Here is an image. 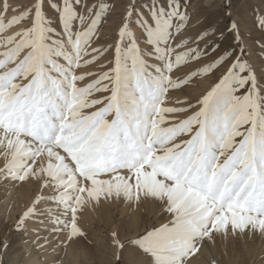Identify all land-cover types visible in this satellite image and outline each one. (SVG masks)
Masks as SVG:
<instances>
[{
    "label": "snow or ice",
    "instance_id": "snow-or-ice-1",
    "mask_svg": "<svg viewBox=\"0 0 264 264\" xmlns=\"http://www.w3.org/2000/svg\"><path fill=\"white\" fill-rule=\"evenodd\" d=\"M188 4L130 0L113 67L83 86L78 82L92 73L77 69L96 59L84 57L105 4L85 11L83 0H34L7 21L0 12V33L30 22L0 40V179L33 182L40 190L16 231L27 219L44 217L53 231L67 230L68 240L81 237L78 208L103 199L133 206L153 200L169 216L123 242L112 233L117 259L127 250L135 264H189L217 235H264V70L258 75L249 63L242 26L231 20L226 31L235 56L225 51L173 78L174 70L219 47L207 29L174 43L191 18ZM254 26L264 31V16ZM226 59L229 66L197 110L179 118L196 105L164 106L170 90ZM100 92L108 95L93 98Z\"/></svg>",
    "mask_w": 264,
    "mask_h": 264
},
{
    "label": "rangeland",
    "instance_id": "rangeland-1",
    "mask_svg": "<svg viewBox=\"0 0 264 264\" xmlns=\"http://www.w3.org/2000/svg\"><path fill=\"white\" fill-rule=\"evenodd\" d=\"M2 1L7 0H0L1 9L5 4ZM10 1L11 6H8L11 7L12 12V8L14 12L17 10V15L22 10L24 12L30 9L34 3L33 0ZM129 2L130 0H83L85 11L87 7H93L95 10L100 3L105 4L107 10L103 14L102 22L98 25L97 33L91 40L92 47L89 49L96 48L99 51L92 52L91 50L84 58L91 59L95 56L96 59L91 64L77 69V74L92 73L90 76H85L84 81L86 82H78L80 86L96 79L113 67L117 30ZM188 12L191 18L185 29L175 36L174 43H180L183 39L191 41L198 33L207 29L210 33L209 42L215 39L219 47L216 52L209 51V54L201 58L198 63L190 62L186 66H181L179 70H174L171 74L173 78H183L188 72L212 61L225 51H230L234 57L238 49L232 44V35L226 31L231 20H236L242 26V43L249 46L246 47L249 63L257 70L258 75L261 70H264V31L254 26L257 17L264 16V0H189ZM229 12H231L230 16ZM22 22L26 25L24 27L30 26L28 19ZM220 32H224L225 36L217 39ZM230 45L231 48H229ZM141 46L144 47L143 44ZM181 50L183 48L177 49V51ZM149 62L154 63L155 61L150 60ZM230 62L231 59H226L212 73L193 78L182 86L181 90H170L164 106L186 107L189 102L196 105V102L211 89ZM106 95L108 93L100 92L93 98L98 99ZM177 101L183 103L177 104ZM198 107L196 105L190 112L176 115L184 118ZM2 164L3 161L0 160V166ZM31 183H16L8 179H0V264H21L27 254L25 246L33 242L29 231L35 218L27 219L22 231H16L14 227L19 217L31 205L32 201L31 203L28 201L31 200L33 194L35 196L40 194V192L35 193L39 185ZM20 189L23 190L20 191ZM77 218L78 226L84 235L70 241L67 237V230L53 231L54 225L51 224L50 230L53 231H51L53 237L51 236L50 240L57 243V245L53 244L57 250L46 251L48 253L45 252V254L37 251L38 254L35 255L38 260L37 264H135V258L130 257L127 250L123 252L119 260L117 259L118 249L113 243L112 233H117L118 238L123 242L126 237H135L154 225L159 226L166 222L169 216L162 211L161 204L153 200H143L133 206L123 200L101 199L99 203L85 202L78 208ZM66 240L67 243H65ZM5 242H7V247H5ZM58 249H60L59 252ZM195 256H198L199 264H213V262L215 264H264V235L254 232L251 235L245 233L243 236L237 234L235 238L229 235L227 239L217 235L214 244L205 241Z\"/></svg>",
    "mask_w": 264,
    "mask_h": 264
},
{
    "label": "bare ground",
    "instance_id": "bare-ground-1",
    "mask_svg": "<svg viewBox=\"0 0 264 264\" xmlns=\"http://www.w3.org/2000/svg\"><path fill=\"white\" fill-rule=\"evenodd\" d=\"M8 1V3H7V8L9 7V6H11L10 5V3H11V1L10 0H7ZM6 1V2H7ZM34 1V0H33ZM2 2H4V1H2ZM6 2H4V3H6ZM4 3H2V4H4ZM14 3V2H13ZM17 3V2H16ZM9 5V6H8ZM13 6H15L14 4H12ZM25 5H27V4H25ZM24 5V6H25ZM12 6V7H13ZM26 7V6H25ZM23 9V8H22ZM12 10H13V12L11 11V7H9V10L7 9L6 11H4V6H3V8L1 9L0 8V12H3V19L5 20V21H7L8 19H10L11 17H13V16H18L17 14H16V8H15V12H14V8H12ZM23 11V10H22ZM21 11V12H22ZM20 12V13H21ZM29 21V20H28ZM26 22V21H25ZM24 23L21 21L20 23H17V24H14V25H12L11 27H9V28H6L2 33H0V39H3L4 37H7V36H12V35H14L17 31H19V30H21V29H23V28H26V27H24ZM26 26V25H25ZM93 45V44H92ZM92 47V46H91ZM246 47H249L248 45L246 46ZM90 49V48H89ZM88 49V52L89 51H91V50H89ZM249 49V48H248ZM3 50V46L2 45H0V51H2ZM247 51V50H246ZM91 53V52H90ZM92 54V53H91ZM89 57H91V56H89ZM93 57V56H92ZM91 57V58H92ZM84 58H86V57H84ZM88 81V80H87ZM84 82H86V81H84ZM88 83V82H87ZM168 101V100H167ZM31 184H33V182L31 183ZM35 184V183H34ZM38 185V184H37ZM37 185H36V187H37ZM23 188V187H22ZM11 189H12V187H11ZM21 190H23V189H20V191ZM13 191V190H12ZM11 191V192H12ZM36 192L35 193H38V192H40V190L37 188L36 190H35ZM15 192H16V190H15ZM19 193V192H18ZM46 193V192H45ZM13 195V194H12ZM14 196V195H13ZM14 198V197H13ZM35 198V194H33V196L31 197V200H29L28 202L29 203H31V201H33V199ZM16 199V198H15ZM15 201V200H14ZM13 201V202H14ZM143 201V200H142ZM145 201V200H144ZM10 203L12 204V200L10 201ZM92 205V204H91ZM90 205V206H91ZM41 207H44V205H41ZM40 219H44V223H40V222H38V220H40ZM51 225V223H49L48 222V220L47 219H45L44 217H40V218H35V221H34V223L32 224V227H31V230L29 231L30 233V237L33 239H31L32 241V244L30 243V244H27L26 246H25V248H26V252H27V254L24 256L25 258L23 259L24 260V262H22L21 264H37L38 263V260H36L37 258H35L36 256V254H38V252L39 253H42V254H45V252L46 251H50L51 250V252L52 251H55V250H57V248H55V246H53V244H55V245H57V243H54V242H52L51 240H50V238H51V236H52V234H51V231L52 230H50V226ZM53 232V231H52ZM56 233V232H55ZM54 235V234H53ZM53 237V236H52ZM64 238V237H63ZM67 241V240H66ZM71 241V240H70ZM68 244H70L69 242H68ZM63 245H64V243H63ZM65 246V245H64ZM67 246V245H66ZM33 247H35V248H33ZM65 248V247H64ZM49 249V250H48ZM59 250L60 249H58V252H59ZM71 250V249H70ZM38 251V252H37ZM66 252H69V251H66ZM46 253H48V252H46ZM56 254V253H55ZM70 254V253H69ZM72 255V254H71ZM198 256H195L193 259H190L189 260V264H199V259L197 258ZM45 258V257H44ZM43 258V259H44ZM200 258V257H199ZM27 261H28V263H27ZM202 261V260H201ZM214 261V260H213ZM207 262V261H206ZM51 263V262H50Z\"/></svg>",
    "mask_w": 264,
    "mask_h": 264
}]
</instances>
